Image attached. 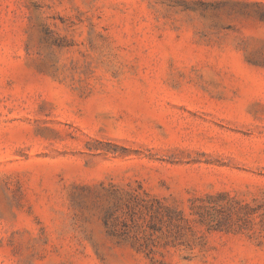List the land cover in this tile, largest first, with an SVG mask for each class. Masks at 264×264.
Listing matches in <instances>:
<instances>
[{
    "label": "rangeland",
    "instance_id": "obj_1",
    "mask_svg": "<svg viewBox=\"0 0 264 264\" xmlns=\"http://www.w3.org/2000/svg\"><path fill=\"white\" fill-rule=\"evenodd\" d=\"M0 264H264V0H0Z\"/></svg>",
    "mask_w": 264,
    "mask_h": 264
}]
</instances>
